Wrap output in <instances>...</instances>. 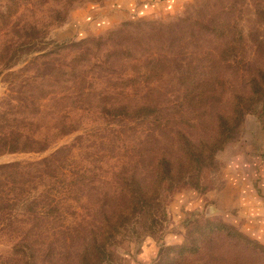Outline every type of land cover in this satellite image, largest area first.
<instances>
[{
    "label": "rangeland",
    "instance_id": "obj_1",
    "mask_svg": "<svg viewBox=\"0 0 264 264\" xmlns=\"http://www.w3.org/2000/svg\"><path fill=\"white\" fill-rule=\"evenodd\" d=\"M256 1L0 0V145L2 135L7 131L16 134L22 130L28 136H49V127H56L58 119L63 122L68 118L72 123L80 125V130L60 138L50 148L47 146L40 152L10 153L0 148V167L36 162L49 157L60 147L75 143L81 145L80 150L74 151L76 161L93 169L96 175V180L92 182L95 186L92 194L103 196L113 192L117 183L114 173L118 171V159L126 153L129 155L131 146L144 148L142 144L138 145L142 140L138 132L143 131L145 126L135 125L137 122L108 123L103 114L96 109L94 110L97 112H92L89 106L97 107L110 100L114 102V99L117 100L124 93L129 95L126 100L131 104L141 102L138 99L139 92L133 90V85L128 92L119 94L124 88L121 83L112 82L135 76L136 70L131 65L145 63L146 59L158 60L150 66L158 74L153 76L151 82H142L141 86L148 90L151 101L160 105L161 117L175 120V129L188 136L192 135L194 140L210 139L214 131L211 119L214 113L222 110L229 114L236 94L248 98V79L257 70H264V17L257 16ZM207 20L209 22L205 23ZM124 24H129L130 27L120 36L108 40V34L117 31ZM203 24H207L208 29L213 26L215 29L209 31ZM160 25L167 28L171 35H175V40L166 34L161 40L147 37L151 33L149 29H157ZM222 33H225L224 38H221ZM138 40L142 44L134 45ZM89 41L94 43L93 46H88L93 61L102 63L107 60L105 55L113 47L120 48L122 53L126 51L121 48H130V52L124 54L130 58L112 60L108 64L114 74L112 79L108 80L101 73L99 78L96 76L97 90L95 95L83 99L85 104L70 99L62 92L49 97V82L44 77L49 73V56L46 54L53 50L54 45L75 44L78 47ZM227 46L231 50L223 54ZM75 51L78 50H64L54 59L62 62L74 55ZM122 53L118 55L121 56ZM185 71L201 78L199 88L206 81L204 86L214 88V95L217 99L221 98L219 103H212L213 110H207L208 115H203L204 119H198L200 110L191 109L185 103L187 98H183L184 89L178 77ZM203 72L207 73L206 78L201 77ZM33 87H37L39 91L32 97L35 99L34 105L30 103ZM101 93H106V97L99 98ZM244 102L239 127L232 138L225 141L215 153L213 164L203 168L197 176L193 172V178L185 183L179 180L166 182L162 186L163 203L159 214L154 218L140 219L139 224L132 225L107 245L102 264H156L162 250L189 244L191 238H198L191 231L209 223L223 224L241 235L232 226L215 218L216 214L212 212L215 213L217 208L212 201L205 203L200 199L206 197L208 192L223 189L226 178L230 176L251 179L256 187L264 179V97L260 96L256 102ZM82 105H88L84 107L86 110L76 112L75 106ZM72 106L75 110H70ZM107 118L113 119L109 116ZM79 120H82V124ZM197 120H200L198 126L196 123L194 126L197 127L191 128L190 123ZM151 126L153 125H149ZM114 130L116 133L126 131L129 147L120 148L122 142L116 139L120 135L115 136ZM87 133L91 137L89 140ZM80 136L85 137L82 144H79L80 141L76 143ZM92 143L95 144L94 148L90 146ZM163 147H168L165 153L170 157H178L174 143L164 142ZM93 154L99 161L93 158ZM258 176L260 180L256 181L255 177ZM9 189L6 181L0 182V196L6 193L10 197L12 194ZM262 192L264 191L258 189V195L264 196ZM30 195L32 192L24 198L27 199ZM93 195L85 194L79 199L89 216L84 210L82 215L80 209L71 207H67L68 212L62 211L61 216L71 221L69 215L77 213L78 219H91L90 213L95 207L89 206V199ZM101 198L94 196V200ZM196 201L202 202L201 207L191 206ZM12 208L13 206L0 212V264H71L68 258L70 250L77 260L83 245H49V230L52 232L62 225L64 220L61 221L60 218L48 223L44 235L39 236L43 245H15L19 241L17 235L22 227L30 230L36 223L31 216H26L24 207ZM34 236L31 233L32 240ZM214 236L211 243L213 247L197 245L203 249L198 258L191 254L184 262L178 256L171 257L179 258L178 263L182 261L184 264H215L218 261L226 264H264V247L257 242L241 235L245 240L261 247L263 252L228 239L223 233H215ZM214 248L211 254V249ZM71 258L74 259L73 256Z\"/></svg>",
    "mask_w": 264,
    "mask_h": 264
},
{
    "label": "trees",
    "instance_id": "obj_2",
    "mask_svg": "<svg viewBox=\"0 0 264 264\" xmlns=\"http://www.w3.org/2000/svg\"><path fill=\"white\" fill-rule=\"evenodd\" d=\"M255 9L257 16L264 17V0H257ZM208 22V20L205 21V23ZM203 26L209 31L215 29L214 26L208 29L207 24H203ZM128 27H130L129 24H124L117 31L110 32L108 40H113V38L120 36ZM223 28L224 26L221 29ZM149 30L151 33L147 37L151 36L153 39L161 40L165 38L164 34H166V36H171L175 40V35H171L172 33L163 25L158 26L157 29L151 28ZM126 34L128 35V32ZM224 36L225 33H222L221 38H224ZM141 44V41L138 40L134 45L140 46ZM91 45H94L91 41L83 42L78 47L75 44L54 45L53 50L46 54L47 57L49 56V73L44 75V77L49 82V97L62 92L64 95H68L70 99L73 98L74 101L81 103L86 97L95 95L94 92L97 90L95 80L100 77V73L105 74L108 80L113 78L114 74L108 66L112 60H129L130 58L124 55L130 52V48H121L126 51L122 53L120 48L113 47L105 55L107 60L102 63L97 60L93 61L89 51ZM98 48H101V46ZM72 49L78 51H75L74 55L68 59L62 62H57L54 59V57L60 55V52ZM230 50L231 48L227 46L223 54H227ZM119 53H122V57L118 55ZM146 60L145 63L141 62L131 65L133 70H136L135 76L119 78L112 82V84L121 83L120 85L125 89L119 91V94L123 91L128 92L131 88L130 86L133 85L135 87L133 90L139 92L140 96L138 99L141 102L131 104L126 100L129 95L124 93L123 95L120 94L117 100L114 99V102L110 100L100 103L97 107L89 106L92 112L98 111V113L103 114L105 116L104 119L108 123L124 124L126 122L125 124H129L137 122L135 125L139 126V124H142L145 126L143 131L138 132L139 136L142 137L138 145L142 144L144 148L138 149L131 146L130 154L126 153L118 159L120 161L117 163L118 171L114 173L117 183L113 192L110 191L103 196L92 194L93 187H95L92 182L96 180V175L93 169L90 170L84 164L76 161L74 151L75 149L80 150L81 145H75V143L60 147L49 157L36 162L9 164L0 167V182L6 181L10 186L9 192L12 194L9 197L8 194L2 193V196H0V212L11 206L13 208L15 206L24 207L26 216H31L36 223L30 230L22 227L19 235H17V237L19 236V241L15 245H43L39 236L42 237L44 235L48 223L60 218L61 221L64 220L62 225L57 226L52 232L49 230V245H83V250L77 255V260H75L76 255L71 253L72 250L68 252L71 255L66 252L65 255L68 254L70 263L102 264L101 262L104 261L106 255L107 245L115 241L122 233L128 231L132 225L139 224L140 219L154 218L156 214H159L163 203L162 186L166 182L179 180V182L185 183V181L193 178V172L195 173L194 176H197L203 168L213 164L215 153L225 141L232 138L239 127L243 118L241 109L242 104L245 103L244 101L256 102L260 96L264 97V70H257L247 81L249 97L234 95L232 109L229 114L219 110L211 117L214 123V131L211 138L194 140L192 135L188 136L183 131L175 129V120L170 118L165 120L161 117L162 109L160 105L152 102L153 100L151 101L148 90H144L141 86L142 82L149 83L154 79L153 76L158 74V71H154V68L150 69V66H153L158 60ZM225 62L226 64L228 63L227 60ZM144 66H147V68ZM148 68L149 71H147ZM180 74L178 79L184 89V92H182L183 98H187L185 103L191 109L200 110L199 114L201 115H198L197 118L204 119L203 115H208L207 110H213L212 103H219L221 98L217 99L216 95H214V88L204 86L206 81H203V84H205L199 88L200 84H202L201 78L198 79L195 75L186 71ZM201 77L206 78L207 73L203 72ZM195 80L197 81L196 84L194 83ZM31 89L33 90L30 103L34 105L35 99L32 97H35L34 93L38 94L39 91L37 87ZM106 95V93H101L99 98H104ZM83 104L85 103L83 102ZM86 106L88 105L75 106L76 112H84L86 110L84 107ZM70 110L75 109L72 106ZM108 116L113 119H108ZM57 121L58 125L56 127H49V136H28L22 130L18 133L14 130L16 134L7 131L2 135L3 139L0 148L2 151L10 153L18 151L40 152L45 150L47 146L50 148L60 138L80 130L78 129L80 125L72 123V120L68 118H65L63 122L60 119ZM79 121L82 124V120ZM198 122L200 123V120L190 123V127H197ZM196 123L197 126H194ZM149 125L153 126L149 127ZM114 132L115 136L120 135L119 138L116 137L117 140L122 142L120 148L124 149L130 146V142H127V137L125 136L126 131L116 133V130H114ZM88 134L86 136L89 140L91 137ZM84 138L83 136L78 137L76 143L80 141L79 144H82ZM164 142L176 145L178 157H170L168 153H165L168 147H163ZM90 146L94 148L95 144L92 143ZM96 152L98 153L97 150ZM92 156L96 161H99L94 154ZM195 166H197V169H194ZM40 187L41 189L39 190ZM31 192L32 195L30 197L24 198ZM85 194L93 195L89 199V206L95 207L90 213L91 219H78L77 213H74V215L68 214L69 218H72L71 221H67L66 218L61 216L62 211L66 210L68 212L67 207L75 210L76 208L80 209V213L83 215L82 211H85V208L80 200ZM94 196L102 198L94 200ZM79 203L81 205L76 207L75 205ZM85 213L89 216L86 211ZM191 232L192 235L196 234L198 238H191L190 243L183 246L165 248L160 252L156 264H165V261L166 264H184L182 261L185 262V258L191 254L195 255L196 258L200 257V252L203 249L197 247V245H210L213 247L211 243L212 236L215 233H223L228 239L236 240L241 242L242 245L263 252L261 247L249 240H245L232 228L223 224L209 223L203 227H196ZM31 233L35 235L33 240ZM202 239L203 241H201ZM214 250L215 248L211 249V254ZM72 256L74 259L71 258ZM171 256H178L181 258L182 263H178L179 258L174 259ZM215 264L226 263L218 261ZM232 264L237 263L233 262Z\"/></svg>",
    "mask_w": 264,
    "mask_h": 264
},
{
    "label": "crops",
    "instance_id": "obj_3",
    "mask_svg": "<svg viewBox=\"0 0 264 264\" xmlns=\"http://www.w3.org/2000/svg\"><path fill=\"white\" fill-rule=\"evenodd\" d=\"M255 179L257 181L259 176ZM252 182L245 177H227L223 189L208 192L200 200L205 203L212 201L217 208L215 213L212 212L216 214L215 218L264 247V196L258 195V189L264 191V179L258 182L257 187ZM201 201L193 202L191 206L201 207Z\"/></svg>",
    "mask_w": 264,
    "mask_h": 264
}]
</instances>
